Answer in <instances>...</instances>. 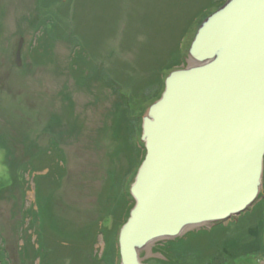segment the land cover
Wrapping results in <instances>:
<instances>
[{
    "label": "rangeland",
    "instance_id": "rangeland-1",
    "mask_svg": "<svg viewBox=\"0 0 264 264\" xmlns=\"http://www.w3.org/2000/svg\"><path fill=\"white\" fill-rule=\"evenodd\" d=\"M227 1L0 0V147L10 151L15 173L22 177L1 192L10 174L7 151L0 148V246L5 251L0 264L4 258L6 264L49 263L45 252H37L44 250L39 223L46 238L51 234L45 243L52 244L56 264H109L104 260L110 248L106 237L118 247V236L103 199L112 188H103L111 178L117 183L113 189L120 207V192L131 187L141 166L147 109L164 92L163 79L188 65V51L202 22ZM179 31L182 57L177 53L159 77L150 76L149 69L158 66L157 59L167 58L173 32ZM78 57L83 62L73 71ZM119 71L124 81L114 84L109 76L115 79ZM134 84L140 90L132 92ZM120 87L135 94L133 103H122ZM54 143L66 158L64 165L58 162L65 173L59 168L54 175L61 176L59 182L45 178L36 183L35 176L50 173L48 168L21 175L18 168L31 158L40 167L51 164L57 156L49 152ZM102 205L107 209L103 213ZM46 208L47 224L39 214ZM54 217L68 236L48 225ZM202 230L211 234L192 240V251L186 250L197 253L181 262L158 250L166 242L142 251V257L150 264H264V175L260 197L248 212L222 226L191 232ZM59 238L66 244L56 245ZM210 239L211 246L206 244ZM84 244L90 246L87 255L76 253Z\"/></svg>",
    "mask_w": 264,
    "mask_h": 264
},
{
    "label": "water",
    "instance_id": "water-1",
    "mask_svg": "<svg viewBox=\"0 0 264 264\" xmlns=\"http://www.w3.org/2000/svg\"><path fill=\"white\" fill-rule=\"evenodd\" d=\"M23 38L17 51L21 64ZM145 158L130 187L120 264L248 212L263 189L264 0H228L200 25L188 65L143 117Z\"/></svg>",
    "mask_w": 264,
    "mask_h": 264
},
{
    "label": "trees",
    "instance_id": "trees-1",
    "mask_svg": "<svg viewBox=\"0 0 264 264\" xmlns=\"http://www.w3.org/2000/svg\"><path fill=\"white\" fill-rule=\"evenodd\" d=\"M220 5H222V3H220ZM50 25V24H49ZM181 32L182 31H179L177 34L175 33V32H173V35H172V38H173V43H172V46H171V48L169 49V51L167 52L168 54H167V58L166 59H164V58H159V59H157V62H158V66H155L154 64H153V66L151 67V69H149V74H150V76H156L157 75V77H159L158 75H161L162 74V68L164 67V66H166V65H168L170 62H171V60L173 59V57L175 56V55H177V53H178V51H179V49H178V47H179V45H178V43L177 42H179L180 41V36L182 35L181 34ZM181 34V35H180ZM179 39V40H178ZM178 56H181L182 57V55L181 54H179L178 53ZM75 59H73L72 61H74ZM81 62H83V60L80 58V57H78V59L76 58V60L72 63V70L74 71H76L77 70V67H78V69H79V66H81ZM83 69V68H82ZM125 70H127L126 68H124ZM174 69V68H173ZM173 69H171V71L173 70ZM160 71V72H159ZM171 71H169V73L171 72ZM115 72V70L113 69V72L112 73H114ZM168 73V74H169ZM123 74H121V71H119L118 73H116L115 74V76H114V78L115 79H113V77L112 76H109V78H111V80H113V82H114V84H120L122 81H124L123 80ZM126 76V75H125ZM149 76V77H150ZM166 76V75H165ZM107 77V75L105 76V78ZM165 80H166V78L165 79H163V84L165 85ZM151 81H146L145 82V84L144 85H148L149 83H150ZM114 86V85H113ZM134 86V88H132V92H133V89L134 90H140V88H137V86L134 84L133 85ZM136 87V88H135ZM143 87V86H142ZM165 87V86H164ZM115 88V87H114ZM121 88V91H119L118 89V91L121 93V94H125L124 96H125V98H123L122 99V103H124V102H129V103H133V98L134 99H136V96H135V94L134 93H130V94H126V91L127 90H123L124 88L123 87H120ZM123 88V89H122ZM116 89V88H115ZM162 94V93H161ZM161 96V95H160ZM160 98V97H159ZM142 130L143 129H141V132H142ZM141 143L143 144V142L141 141ZM141 144V147H142V149H140V152H141V159H140V162H139V165L140 164H142V162H143V160H144V158H145V154H146V151H145V148H144V145H142ZM0 148H3V149H5L6 151H7V153H6V164H7V167H8V171H9V174H10V183L4 188V189H2L1 190V192L2 191H4V190H6V189H9V188H11V187H13L17 182H19V180H18V178H20V180H21V176L20 177H18L17 176V174L15 173V167H14V164H13V161H12V159H11V157H10V151L8 150V149H6L5 147H0ZM55 150H56V154H55ZM49 152H50V154H53V155H60V159L57 157H51V164H49V165H47V166H44V167H40L38 164H40L39 163V161L38 160H36V158H31V159H29L30 161H28L27 163H25L24 165H23V167H20V168H18L19 170H22V173H21V175H26L27 173H32V172H35V171H39V170H41V169H43V168H48L49 169V172L50 173H47L46 175H38V176H35V181H36V183L38 184H40V182H41V180H45V178H50V179H54V180H57L58 181V179H59V177H61V176H58V177H55L54 175H59V168H60V172L61 173H65V171L63 170L64 169V167H62V165H64L66 162H65V156H64V154H63V152L61 151V149L59 148V145L58 144H55L54 143V146H52L51 148H50V150H49ZM59 153V154H58ZM61 153V154H60ZM52 156V155H51ZM59 160L61 161V163H62V165L61 166H59V164L60 163H58L59 162ZM56 165V166H55ZM61 167H62V169H61ZM62 170H63V172H62ZM62 176H63V174H62ZM135 178V177H134ZM44 182V181H43ZM59 182V181H58ZM59 184V183H58ZM109 184V187H107V185ZM114 185H117V183H115L113 180H112V178L110 179V183H107V184H105V187L103 188V191L104 192H109V190L112 188V190H110V194H109V196H104V204H105V206L107 207V209L105 208V206L104 205H102L101 207H102V210H101V212L103 213L104 212V210H107V215H109L108 217L110 218V217H112V219L114 220V223H113V227H114V229H113V227H112V229L111 230H113V233H115V234H117V236H118V239H119V232H120V229L122 228V226L126 223V221L128 220V218H129V216H130V212H131V210H132V208L134 207V205H135V200H134V198H133V196L131 195V192H130V185H129V187H124L123 189H125L124 191H122V192H120V199H121V206L119 207L118 205H117V203H118V199H117V194H116V191H115V189H113V187H114ZM108 189V190H107ZM124 205V207L122 208V206ZM120 208H122L121 210H120ZM117 210H119L118 211V215H117ZM50 212V211H49ZM39 214H42V216H41V218L43 219V221H44V223L45 224H47V218H45L46 217V215L47 214H49L48 212H47V208L46 209H42V211L39 213ZM106 215V216H107ZM106 216H104V220H105V218H106ZM103 220V221H104ZM51 222V224L49 223L48 225H50V226H52V227H54V229H55V226H56V230H59V233H63L64 235L62 236V237H65V236H68V234L67 233H65V232H63L62 231V225L60 226V221L56 218V217H54L53 219H51L50 220ZM40 224V226H39V229H40V232H39V241L41 242V244H40V246L41 247H43L44 248V250H42V251H37L38 253L40 252V254H44V252H45V257H49L48 258V264H56V263H58V261H56V260H53L52 258H51V254H53V249L51 248V243H49V244H46L45 243V240L47 239L48 240V235H51L50 233H48V235H47V238H46V234H47V232H46V234L44 233V231L42 230V225H41V223H39ZM33 225H35V224H33ZM47 225V226H48ZM223 225V223H219V224H217V225H215V226H222ZM214 226V227H215ZM46 227V226H45ZM104 227H106V228H108V226H105V224H104ZM46 231H47V229L46 228H44ZM49 230V229H48ZM109 230V229H108ZM50 231V230H49ZM211 233L209 232V231H204V230H202V231H199V232H190V233H188L187 235H185V236H183V237H179V238H177V239H175V240H170V241H167L166 242V244H162V243H159L158 244V250L162 253V254H165V256H167L168 257V259H170V260H176L177 262H181V258H185L186 256H188L189 254H196L197 253V251L196 250H194L192 253H191V246L190 245H188L192 240H194V239H198V238H200L201 236H203V235H205L206 237L207 236H209ZM62 235V234H61ZM258 236V235H257ZM257 239H259V238H257ZM210 241L211 242H209V243H206V244H208L209 246H211L212 245V240L210 239ZM61 240H60V238L56 241V245H60L61 243ZM116 242V241H115ZM117 242H118V240H117ZM106 243L109 245L108 247H110L109 249H108V251L106 252V255L104 256V260L105 261H107L109 264H114V256H116V258H117V260H118V264H120V254H119V249H118V247H116V243L114 244V241L108 236V238L106 237ZM64 244H66V243H64V241H63V244H61L62 246L64 245ZM196 245V244H195ZM67 246V245H66ZM89 245L88 246H86V244H84V245H82L81 247H79V248H77V250L75 251L76 253H78V254H82V255H84V254H86L87 255V253H88V250L87 249H89ZM196 247H198V246H196ZM186 248L187 249H190L191 251H187L186 250ZM0 253H3V254H5V251L3 250V247H1L0 246ZM206 256H210V255H206ZM207 257H203V258H199L198 260H200V261H202V260H205ZM0 259H1V257H0ZM113 259V260H112ZM2 261H3V259H2ZM6 262V260H5V258H4V261L2 262L3 264H6L5 263ZM116 264V263H115Z\"/></svg>",
    "mask_w": 264,
    "mask_h": 264
}]
</instances>
